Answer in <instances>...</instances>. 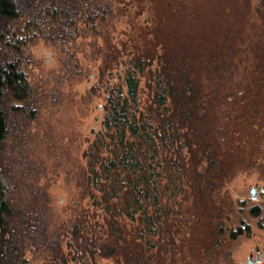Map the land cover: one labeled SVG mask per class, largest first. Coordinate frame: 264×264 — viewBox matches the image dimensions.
<instances>
[{
	"label": "trees",
	"instance_id": "trees-1",
	"mask_svg": "<svg viewBox=\"0 0 264 264\" xmlns=\"http://www.w3.org/2000/svg\"><path fill=\"white\" fill-rule=\"evenodd\" d=\"M111 2L0 0V264H25L28 251L45 248L47 264H99V259L166 264L182 241L173 215L187 196L195 210L209 212V227L217 235L228 232L236 239L251 236L253 225L264 229V192L260 200L257 195L237 201L238 209L232 203L239 213L236 227H229L232 217L224 209L207 204L216 181L228 173V162L218 163L209 145L200 148L206 121L201 70L186 52L168 50L158 28L129 59L121 83L104 85L105 73L88 90L90 100L103 94V86L107 96L102 128L83 152L85 165L76 179L79 201L87 205L49 234L36 203L17 201L22 189L4 147L15 139L9 113L34 114L27 107L33 89L24 70L26 46L39 38L57 46L90 35L107 39L114 20ZM109 59L115 61V55ZM113 64L107 63L106 72Z\"/></svg>",
	"mask_w": 264,
	"mask_h": 264
},
{
	"label": "rangeland",
	"instance_id": "rangeland-1",
	"mask_svg": "<svg viewBox=\"0 0 264 264\" xmlns=\"http://www.w3.org/2000/svg\"><path fill=\"white\" fill-rule=\"evenodd\" d=\"M109 1L114 20L107 39L90 35L57 46L39 38L26 46L24 70L33 89L27 107L34 114L9 113L15 139L4 147L22 189L17 201L36 203L49 234L87 205L79 201L76 179L85 165L83 152L102 128L107 96L105 86L91 100L88 90L105 73L104 85L121 83L129 59L158 28L168 50L186 52L201 70L206 121L200 148L209 145L218 163L228 162L207 204L224 209L232 217L227 224L236 227L239 213L232 203L257 195L260 200L264 192V0ZM108 62L116 63L112 72L105 70ZM208 213L195 210L188 196L183 200L179 215H173L182 241L166 264H250L260 253L261 261L253 264H264V229L252 224L251 236L231 239L228 232L211 230ZM43 251H28L25 264H47L50 253ZM99 264L118 263L99 259Z\"/></svg>",
	"mask_w": 264,
	"mask_h": 264
},
{
	"label": "water",
	"instance_id": "water-1",
	"mask_svg": "<svg viewBox=\"0 0 264 264\" xmlns=\"http://www.w3.org/2000/svg\"><path fill=\"white\" fill-rule=\"evenodd\" d=\"M253 194L255 195V191L253 192ZM253 197H255V196H253ZM255 261H261V253H260V256H259V258L257 259V260H255ZM255 261H249V263L250 264H253Z\"/></svg>",
	"mask_w": 264,
	"mask_h": 264
}]
</instances>
